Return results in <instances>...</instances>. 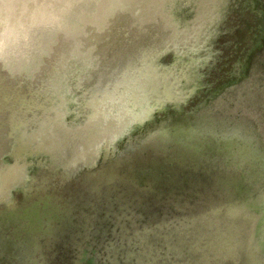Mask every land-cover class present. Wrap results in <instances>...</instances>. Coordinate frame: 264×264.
<instances>
[{"label":"rangeland","instance_id":"obj_1","mask_svg":"<svg viewBox=\"0 0 264 264\" xmlns=\"http://www.w3.org/2000/svg\"><path fill=\"white\" fill-rule=\"evenodd\" d=\"M0 175V264H264V0H0Z\"/></svg>","mask_w":264,"mask_h":264},{"label":"water","instance_id":"obj_2","mask_svg":"<svg viewBox=\"0 0 264 264\" xmlns=\"http://www.w3.org/2000/svg\"><path fill=\"white\" fill-rule=\"evenodd\" d=\"M1 176V175H0ZM2 182L4 181V180H1ZM16 182V181H15ZM3 185V184H2Z\"/></svg>","mask_w":264,"mask_h":264}]
</instances>
